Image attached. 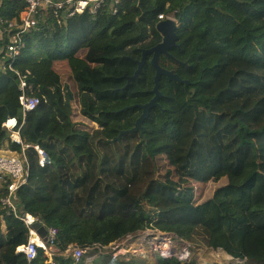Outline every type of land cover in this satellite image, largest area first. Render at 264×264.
<instances>
[{
    "label": "trees",
    "instance_id": "1",
    "mask_svg": "<svg viewBox=\"0 0 264 264\" xmlns=\"http://www.w3.org/2000/svg\"><path fill=\"white\" fill-rule=\"evenodd\" d=\"M24 8L1 0L0 24L19 21ZM43 15L23 36L14 71L0 74V153H23L3 128L10 117L23 120L20 76L26 94L41 101L21 129L30 175L17 192L19 210L58 230L60 253L156 230L242 262L233 264H264V0H107L95 16L62 25L53 10ZM160 15L178 26L170 53L190 85L163 77L160 108L151 109L143 133H129L142 115L130 107L154 98L152 57L128 86L124 77L134 76L143 50L161 43L156 27L167 19ZM60 63L77 85L78 115L99 128L75 123ZM32 146L54 164L42 167ZM28 242L24 223L0 208V264H50L42 249L32 262L17 251ZM88 255L77 262L58 254L53 262L88 264ZM123 258L100 254L92 264H148Z\"/></svg>",
    "mask_w": 264,
    "mask_h": 264
},
{
    "label": "built area",
    "instance_id": "2",
    "mask_svg": "<svg viewBox=\"0 0 264 264\" xmlns=\"http://www.w3.org/2000/svg\"><path fill=\"white\" fill-rule=\"evenodd\" d=\"M25 3V8L20 15L19 21H11L0 24V40H7L6 48L3 51V57L0 62V74L7 71H14L15 57L20 54L21 49L24 47L23 36L30 32L32 29L39 27L40 22L44 20L43 13L47 10H53L56 14L58 24L62 25L68 18L75 17L83 13H90L95 16L99 9L104 5L107 0H18ZM117 1V0H115ZM1 5V0H0ZM160 20L172 19L165 15L159 16ZM18 76L19 73H17ZM22 96L20 98L21 111L23 114L22 122L17 117H10L3 124V128L9 133V139L12 142L18 143L23 147L21 155H4L0 153V187L5 190V196L0 198V208L7 211L8 215H13L24 223L29 231V242L17 249L19 253H23L29 262H32L38 256L39 249H42L45 255L49 258V263L54 264L53 259L56 255L61 254L65 257H72L77 262L87 254L93 253V259L97 258L100 254H111L110 250L117 242L110 246L95 245L91 247H79L76 244L69 245L63 253L57 246L58 230L45 225L38 217L22 213L19 210L17 202V192L20 188L28 183L30 175V167L28 158L25 154L27 146L23 144L21 139V129L24 126V119L27 113L35 110L41 103L40 99L30 97L26 94L25 80L20 76ZM97 125V124H96ZM98 126V125H97ZM99 128V127H98ZM39 156V164L44 167L46 165H53L54 162L49 156L39 147L32 146ZM12 153V152H9ZM41 223L47 230L46 240L41 238L34 225ZM4 227V226H3ZM6 229V228H5ZM4 230V228H3ZM146 230L137 235L143 237L139 243H149L148 232ZM129 237L124 239L127 240ZM148 239V240H147ZM158 241V240H156ZM171 244V243H169ZM153 248V247H152ZM151 249V248H150ZM174 248L170 245L168 249L162 250L163 258L175 257L181 263H187L190 260V250L180 252L176 255L173 253ZM124 251L120 250L113 253L114 256L123 254Z\"/></svg>",
    "mask_w": 264,
    "mask_h": 264
},
{
    "label": "rangeland",
    "instance_id": "3",
    "mask_svg": "<svg viewBox=\"0 0 264 264\" xmlns=\"http://www.w3.org/2000/svg\"><path fill=\"white\" fill-rule=\"evenodd\" d=\"M175 21L174 19H171ZM161 65L169 70H177L178 65L176 63L165 56L161 58ZM57 70L61 76L62 84L63 85H69L71 91L74 93V101H73V111L76 117L74 116V121L77 123L78 127L85 128L87 125L89 127H95V129L98 128L96 124H89L87 120H83L82 117H80V114L78 115V88L77 85L73 79L72 73L70 68L65 63H60L57 67ZM73 114V115H74ZM4 155L10 156L15 155L13 153L9 152H3ZM218 183H214L216 185ZM212 185L211 187L207 188L205 191V194L202 195V199L207 198L208 196L212 195L216 186ZM148 232V231H147ZM131 236V235H130ZM127 240H123V242H120V244H116L113 247V250H110L109 253H117L118 251L122 250L124 251L123 254L114 256V257H124L123 259L125 261H128L132 256L133 257H140L143 259H146L148 264H158V258L163 257L162 250H165V246L171 245L174 248V255L190 250V260L197 259L199 264H233V263H242L238 260L233 259L229 255L225 254V252L218 250H210L203 244H197V245H191L187 242H184L182 240L177 239L174 235L170 234H164L162 232H158L156 230H150L148 232V239L149 243H142L140 244L139 241L143 237H130ZM147 239V240H148ZM158 240V241H156ZM171 243V244H169ZM153 247V248H152ZM151 248V249H150ZM167 248V249H168ZM92 255L87 256V263L92 264V261L94 260ZM189 260V261H190Z\"/></svg>",
    "mask_w": 264,
    "mask_h": 264
},
{
    "label": "water",
    "instance_id": "4",
    "mask_svg": "<svg viewBox=\"0 0 264 264\" xmlns=\"http://www.w3.org/2000/svg\"><path fill=\"white\" fill-rule=\"evenodd\" d=\"M177 28L178 26L176 25V22L171 19H167L165 21L159 22L156 29L162 36L161 43H159L158 45H156L155 47L151 49L143 50L141 60L135 62L138 65V69L135 72L134 76L124 77L128 81V84H127L128 86L133 80L139 78L143 67L146 65L148 61V58L152 57L150 64L156 72L155 79H154L155 86H154V89L151 91V93L154 95V98L145 105H138V106L130 107L132 109H135V108L141 109L142 115L135 123L134 128L128 131L129 133H134V132H139V131L143 133L144 132L143 124H144V121L149 117L151 109L160 108L159 101L162 98V93L160 91V85H161V80L163 77H166L169 81L179 82L185 85V89L188 90V87L190 85L189 81L182 80L181 77L177 74L176 70H169L161 65V58L163 56L171 60H174L170 51L178 47ZM130 108L124 109L121 112L127 111ZM128 132H122L120 136L117 137L116 140H120L122 135ZM34 228L37 230L38 235L44 240H46V235H47L46 228L42 226L41 223L35 224Z\"/></svg>",
    "mask_w": 264,
    "mask_h": 264
},
{
    "label": "crops",
    "instance_id": "5",
    "mask_svg": "<svg viewBox=\"0 0 264 264\" xmlns=\"http://www.w3.org/2000/svg\"><path fill=\"white\" fill-rule=\"evenodd\" d=\"M3 51H4V48H3V47H0V62H1V59H2V57H3V56H2V55H3V54H2ZM3 228H4V231H6V229H5L6 227L4 226Z\"/></svg>",
    "mask_w": 264,
    "mask_h": 264
},
{
    "label": "bare ground",
    "instance_id": "6",
    "mask_svg": "<svg viewBox=\"0 0 264 264\" xmlns=\"http://www.w3.org/2000/svg\"><path fill=\"white\" fill-rule=\"evenodd\" d=\"M168 248V245L167 246H165V249H167Z\"/></svg>",
    "mask_w": 264,
    "mask_h": 264
}]
</instances>
